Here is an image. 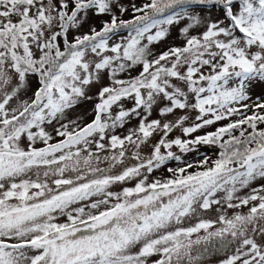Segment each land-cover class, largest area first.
Segmentation results:
<instances>
[{"label": "snow or ice", "instance_id": "snow-or-ice-1", "mask_svg": "<svg viewBox=\"0 0 264 264\" xmlns=\"http://www.w3.org/2000/svg\"><path fill=\"white\" fill-rule=\"evenodd\" d=\"M177 25L183 44L154 53ZM198 145L217 158L172 151ZM256 181L264 0H0V264H264Z\"/></svg>", "mask_w": 264, "mask_h": 264}, {"label": "rangeland", "instance_id": "rangeland-1", "mask_svg": "<svg viewBox=\"0 0 264 264\" xmlns=\"http://www.w3.org/2000/svg\"><path fill=\"white\" fill-rule=\"evenodd\" d=\"M136 2H139V0H136ZM124 3L127 5L129 3V0H124ZM125 18H131V17H130V15L126 14ZM103 19H107V17H96V18H93L92 22L95 23L97 26H99L100 20H103ZM179 27H180L179 25L174 26L171 29V31H170L169 37L165 41H162L159 44L153 45V52L154 53H159V52H161L163 50H166L169 46L183 44L184 38L179 33ZM84 30L87 31V27H85ZM138 71H139V69H137L136 72H133L132 74L135 75ZM105 82H107V81H105ZM125 103H126V106H131L132 102L131 101H126ZM93 104H94V102H89V103H85V104L80 105L75 110V112L72 114V118H75L77 115H79V116H82L85 121H90L92 119V117H93V113H92ZM151 118H158V113L157 112H153V115H152V117H150V119ZM236 118L237 117L234 116L231 119L235 120ZM227 123H229V120H227V119L223 120V121H219L216 124L211 125V126H207L206 128L201 129L197 133H194L192 135L193 136H195V135H203L206 132L215 131L218 127L224 126ZM137 124H138V120L133 118L129 123H127L125 125V127L123 129H119L118 131H119V133L121 135H124V134H126L127 130L136 127ZM181 135H182V133L177 130V131H174L170 135L169 138L171 139V138H175L176 136H181ZM188 138H191V137H188ZM38 146H42V145H38ZM162 151H164V150L162 149ZM172 151H174L177 155H180L181 156V161L183 163H185V164L186 163H190L191 161L196 160V159L199 158V161L193 164L194 166H197L199 164V162L205 156L210 157L211 160L216 159L217 158V154L219 152V149L216 146L198 145V146H196V150L195 151L188 152V153H182L178 147L174 146ZM145 155H147V151H145ZM133 162L134 161H132L131 159H126V163H128V164H131ZM178 163H181V162H177L175 160L169 161L161 169L155 170L149 176V180H151L153 178H167V177H169L171 175V173L167 172V168L168 167L175 168V167H177ZM119 167H122V166H119ZM119 167H118L117 170H119ZM195 170H198V169L196 167L188 169L189 172L195 171ZM66 175L74 176L75 174L74 173H67ZM135 182L136 181H131V182H127L125 184L114 185L112 187V190L121 191L123 189V187L134 186ZM261 183H264V182L256 181L252 185V187H259ZM249 191H250V189H247V188L246 189H242L240 192L237 193V195L243 196V195H246ZM222 195H223V193H219L218 194V196H222ZM93 199H95V198H93ZM234 202L238 203V201H234ZM83 203H87V202H83ZM227 211H228L229 215H231L232 213H234L236 211H240V212L246 213L248 211V208L247 207H242L240 209H227ZM204 215L206 217L207 216H212L214 218L216 213H215V211H209L207 213H204ZM65 221H66V217L65 216H60L58 218L57 222H61L62 223V222H65ZM194 222H195L194 220H191V221L186 220L184 226H189V224L194 223ZM227 254H230V253H228V252H220L217 257L212 258L211 264H217L218 258L219 257H224Z\"/></svg>", "mask_w": 264, "mask_h": 264}, {"label": "trees", "instance_id": "trees-1", "mask_svg": "<svg viewBox=\"0 0 264 264\" xmlns=\"http://www.w3.org/2000/svg\"><path fill=\"white\" fill-rule=\"evenodd\" d=\"M198 161H199V158L196 159V160L191 161L190 163H191V164H194V163H196V162H198Z\"/></svg>", "mask_w": 264, "mask_h": 264}]
</instances>
